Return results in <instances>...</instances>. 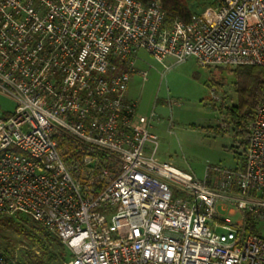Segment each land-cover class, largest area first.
Instances as JSON below:
<instances>
[{"label": "built area", "instance_id": "built-area-1", "mask_svg": "<svg viewBox=\"0 0 264 264\" xmlns=\"http://www.w3.org/2000/svg\"><path fill=\"white\" fill-rule=\"evenodd\" d=\"M166 17L162 0H0V89L16 101L0 108V218L43 224L71 252L63 264H264L245 216L264 221V96L244 165L199 177L159 156L155 113L129 92L147 78L142 51L264 67V0ZM0 264L24 263L0 247Z\"/></svg>", "mask_w": 264, "mask_h": 264}, {"label": "rangeland", "instance_id": "rangeland-1", "mask_svg": "<svg viewBox=\"0 0 264 264\" xmlns=\"http://www.w3.org/2000/svg\"><path fill=\"white\" fill-rule=\"evenodd\" d=\"M219 1L189 0L195 13H205L208 8L217 6ZM140 54L142 58L137 67L148 72L147 78L134 73L129 92L131 97L139 100L140 113H155L152 131L158 136L159 156L199 177L204 176L207 165L241 166L244 147L240 145L233 129L224 130V127L230 128L232 125L227 118L226 106L235 104L238 99L230 67L203 66L195 57L184 61L168 57L165 65L145 51ZM172 99L177 103L171 102ZM15 106V99L0 89V108L12 111ZM169 182L176 186L172 181ZM232 206L220 201L217 209L223 217L228 216L234 223L242 224L245 213L239 209L230 214ZM245 216L252 218L249 211ZM15 220L16 223L29 226L32 219L18 215ZM255 225L264 236V221ZM16 228H0V247L8 256L24 264H35L40 255L39 246ZM29 251L34 253L30 254ZM66 258L51 264H61Z\"/></svg>", "mask_w": 264, "mask_h": 264}, {"label": "trees", "instance_id": "trees-1", "mask_svg": "<svg viewBox=\"0 0 264 264\" xmlns=\"http://www.w3.org/2000/svg\"><path fill=\"white\" fill-rule=\"evenodd\" d=\"M143 1L147 2L150 0ZM162 3L167 11V24L172 23L175 19L189 22L195 13L191 9L189 0H162ZM228 67H230L234 75L235 92L237 93L238 99L235 104L226 106V113L230 116L234 124V135L239 139L240 145L244 147L245 153L250 139L248 123L253 118L264 96V67L251 64ZM244 160L245 156L242 166L244 165ZM18 215L27 216L25 214H16L14 216L0 218V228H15L16 226L19 232L30 239L34 245L37 244L39 246L40 255H38L35 264H51L53 261H63L66 258L67 251L68 258L71 256V252L56 234L33 219V221L31 220L28 223L29 226L16 223L15 219ZM247 230L253 233L258 232L251 217L248 218ZM29 253L34 252L29 251Z\"/></svg>", "mask_w": 264, "mask_h": 264}]
</instances>
